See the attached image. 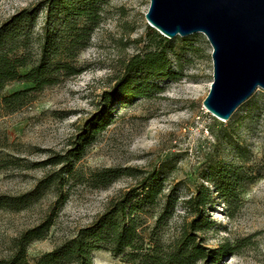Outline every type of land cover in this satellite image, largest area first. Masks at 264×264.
<instances>
[{
  "label": "rangeland",
  "instance_id": "374dc122",
  "mask_svg": "<svg viewBox=\"0 0 264 264\" xmlns=\"http://www.w3.org/2000/svg\"><path fill=\"white\" fill-rule=\"evenodd\" d=\"M40 1L0 0V26ZM101 1L102 22L77 60L84 72L63 78L34 95L21 111L0 118V195L24 194L60 168L44 163L74 147L76 135L99 111L102 94L113 89L124 65L146 50L149 34H159L145 18L151 0ZM58 19L56 29L65 24L63 17ZM43 23L40 14L34 34L41 32ZM167 40L172 78L153 81L148 97L113 103L111 118L94 132L76 164L85 177L107 168L134 169L135 176H123L107 190L69 181L48 236L28 249L30 262L91 226L115 198L141 180L159 177L165 195L172 193L176 200L175 214L155 229L159 207L147 208L148 233L162 241L177 237L185 202L205 187L213 193L207 208L212 224L197 234V242L216 251L228 246L215 264H264V90L258 89L228 121L218 119L203 106L214 80L207 38L195 34ZM28 87L15 82L6 93ZM11 161L16 165L8 166ZM219 168L236 173L239 180L229 203L208 179ZM55 200L48 194L27 211H0V260L10 255L14 239L41 223ZM93 264L126 263L102 250L93 255Z\"/></svg>",
  "mask_w": 264,
  "mask_h": 264
},
{
  "label": "trees",
  "instance_id": "16d2710c",
  "mask_svg": "<svg viewBox=\"0 0 264 264\" xmlns=\"http://www.w3.org/2000/svg\"><path fill=\"white\" fill-rule=\"evenodd\" d=\"M101 0H42L34 8L25 9L0 26V118L27 107L34 95L84 72L79 67V55L90 45L92 33L101 20ZM44 23L39 34H34L39 15ZM63 17L65 24L56 29V21ZM36 36V38H35ZM168 40L162 35L149 34L146 50L133 56L125 65L122 77L111 91L101 96L99 111L75 137L73 148L56 155L44 165L60 166L46 174L30 191L17 195H0V211H27L48 194L56 198L48 213L37 226L20 234L13 241L11 253L0 264H93V255L106 250L126 264H215L228 253V246L219 251L197 242V234L211 227L207 208L213 203V193L199 188L184 204L185 219L179 235L170 241L156 239L148 233L145 210L159 207L156 227L175 214L176 200L172 193L165 195L159 177L145 178L120 194L109 208L76 237L36 262L28 259V249L34 242L44 240L64 204V188L71 180L86 182L95 189L107 190L123 176H135L134 169L107 168L82 176L76 164L83 158L86 147L100 125L111 118L110 106L116 102L129 103L148 97L154 90L153 81L172 78L168 61ZM29 87L6 93L12 83ZM11 161L8 166H15ZM209 181L227 203L234 198V186L239 182L236 173L225 168L214 169ZM162 199L164 202H162ZM161 208V209H160Z\"/></svg>",
  "mask_w": 264,
  "mask_h": 264
},
{
  "label": "water",
  "instance_id": "95a60500",
  "mask_svg": "<svg viewBox=\"0 0 264 264\" xmlns=\"http://www.w3.org/2000/svg\"><path fill=\"white\" fill-rule=\"evenodd\" d=\"M145 18L167 39L207 38L214 80L203 106L218 119L264 90V0H151Z\"/></svg>",
  "mask_w": 264,
  "mask_h": 264
}]
</instances>
